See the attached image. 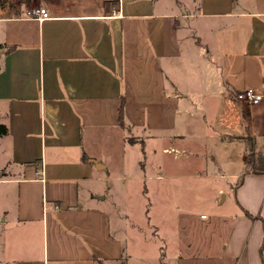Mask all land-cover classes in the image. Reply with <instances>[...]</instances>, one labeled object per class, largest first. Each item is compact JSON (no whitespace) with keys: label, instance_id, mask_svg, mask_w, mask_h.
I'll use <instances>...</instances> for the list:
<instances>
[{"label":"crops","instance_id":"obj_1","mask_svg":"<svg viewBox=\"0 0 264 264\" xmlns=\"http://www.w3.org/2000/svg\"><path fill=\"white\" fill-rule=\"evenodd\" d=\"M37 6L49 18L26 14ZM193 60L216 86L202 102L176 76ZM246 88L262 97L236 99ZM0 125V264H147L148 225L170 264H264V0H0ZM159 136L191 173L215 167L228 215L158 222L164 170L138 187L156 224L104 208L99 170L113 164L126 198V148Z\"/></svg>","mask_w":264,"mask_h":264},{"label":"rangeland","instance_id":"obj_2","mask_svg":"<svg viewBox=\"0 0 264 264\" xmlns=\"http://www.w3.org/2000/svg\"><path fill=\"white\" fill-rule=\"evenodd\" d=\"M208 68L210 69V73L207 75L209 72L207 71ZM211 71L212 68L208 65V62L193 60L192 62H185L183 64V70L178 71L176 76L178 80L182 82L187 95L192 97L191 100L202 102L206 99V94L209 93V90L212 89V87L209 88V86L212 84L213 89L216 88L213 84L214 77L211 75ZM201 78L204 81L203 85L198 84ZM190 104L193 106L191 112L195 111V113L198 112L199 114H201L205 107V103ZM184 105H187V103H180L179 111L184 110ZM192 128H194V125ZM179 129L180 128H177L176 132H178ZM128 134L132 136L135 132H129ZM159 137L160 140H156L155 137L148 140L143 150L139 144H132L130 149L126 148L125 166L122 173H120V175L123 174L124 179H126L125 183H127V189L130 188L129 194H126V198H122L119 195V192L122 193L121 185L124 184V181H111L107 178L108 174H111L113 171V164L110 163L108 168L109 173L105 169L99 170L101 179L97 183V187L101 189L104 195V200L102 202L104 208L107 211H110L111 207L112 210L114 209L119 213L123 211H130V218L134 221L137 220L140 222V219L138 218L142 212V207H144L147 215L151 214L150 219H152L151 211H153L152 209L154 203H151L149 198L142 199L138 197V190H140L138 187H142V184L145 183L150 190H154L157 182L151 177L146 180L144 176H153L156 175L157 172L164 170L165 176L163 180L164 184L162 186L163 193L161 191L160 200L157 201L155 206L157 212L156 215H154V219L158 222L161 221V218L165 220L170 215H175L176 213L180 214L183 213V211H193L196 213L205 211L209 216L218 219L224 215H228V213L235 208L234 204L230 201V198H226L220 203L218 201L221 199V195H218L217 197V186L221 182L225 181V179L209 178L207 176V174L210 175L216 171L215 167L210 165L209 169H204L202 161H199L198 158V162L195 164L197 166L195 167L194 172L191 173V169H189L191 168L190 164L188 166L189 153H182L180 147H177L180 152L178 157H174V150L169 153L162 152L161 147L167 140H163V137L161 136ZM234 145L235 143L228 147L230 148L228 155L231 159H234L237 156L236 151L238 148ZM201 153L202 149L199 152V157L202 159ZM108 160L110 161V159ZM139 160H143L144 167L140 166L141 163H139ZM223 164H225L223 165L225 171L224 174H230L231 169H229V165L231 164H226L225 162ZM150 199L152 202H155L156 200V198L154 199V196H151ZM153 222L156 224L154 220ZM147 228V264H159L158 260L160 258L170 264L172 257L169 249L168 254L165 257H163V251H161L165 248L164 241H162L158 236L155 239V237L151 235L150 225H148ZM185 228L190 229L188 226H185ZM225 228L226 225L222 228V231H224L223 229Z\"/></svg>","mask_w":264,"mask_h":264},{"label":"built area","instance_id":"obj_3","mask_svg":"<svg viewBox=\"0 0 264 264\" xmlns=\"http://www.w3.org/2000/svg\"><path fill=\"white\" fill-rule=\"evenodd\" d=\"M26 14L38 20L49 18V13L47 9L43 6L31 7L26 10ZM235 97L239 101H243L246 103H254L262 97V94L255 92L252 88H246L239 91ZM200 217H205V214H201Z\"/></svg>","mask_w":264,"mask_h":264},{"label":"trees","instance_id":"obj_4","mask_svg":"<svg viewBox=\"0 0 264 264\" xmlns=\"http://www.w3.org/2000/svg\"><path fill=\"white\" fill-rule=\"evenodd\" d=\"M122 104H121V106H120V108H119V119H120V122H122ZM5 132V127L4 126H2V125H0V134H3ZM244 213L247 215V216H249V217H253V215L252 214H250L248 211H244ZM262 222H263V224H264V219H262Z\"/></svg>","mask_w":264,"mask_h":264}]
</instances>
